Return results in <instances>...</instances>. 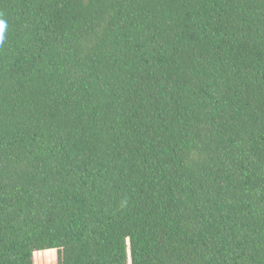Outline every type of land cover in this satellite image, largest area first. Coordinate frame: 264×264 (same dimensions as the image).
I'll use <instances>...</instances> for the list:
<instances>
[{
	"label": "trees",
	"instance_id": "trees-1",
	"mask_svg": "<svg viewBox=\"0 0 264 264\" xmlns=\"http://www.w3.org/2000/svg\"><path fill=\"white\" fill-rule=\"evenodd\" d=\"M0 20V264H264V0Z\"/></svg>",
	"mask_w": 264,
	"mask_h": 264
},
{
	"label": "rangeland",
	"instance_id": "rangeland-1",
	"mask_svg": "<svg viewBox=\"0 0 264 264\" xmlns=\"http://www.w3.org/2000/svg\"><path fill=\"white\" fill-rule=\"evenodd\" d=\"M46 264H56V252L51 249L45 252Z\"/></svg>",
	"mask_w": 264,
	"mask_h": 264
},
{
	"label": "clouds",
	"instance_id": "clouds-1",
	"mask_svg": "<svg viewBox=\"0 0 264 264\" xmlns=\"http://www.w3.org/2000/svg\"><path fill=\"white\" fill-rule=\"evenodd\" d=\"M6 27V23L2 20H0V39H2V36H3V30L5 29Z\"/></svg>",
	"mask_w": 264,
	"mask_h": 264
}]
</instances>
